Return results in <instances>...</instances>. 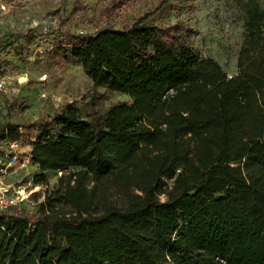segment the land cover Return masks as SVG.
<instances>
[{
	"label": "trees",
	"instance_id": "16d2710c",
	"mask_svg": "<svg viewBox=\"0 0 264 264\" xmlns=\"http://www.w3.org/2000/svg\"><path fill=\"white\" fill-rule=\"evenodd\" d=\"M239 5L232 77L181 22L63 39L94 85L131 100L87 121L71 103L54 114L57 137L32 144L33 183L62 172L36 216L0 214V264H264V10Z\"/></svg>",
	"mask_w": 264,
	"mask_h": 264
},
{
	"label": "rangeland",
	"instance_id": "374dc122",
	"mask_svg": "<svg viewBox=\"0 0 264 264\" xmlns=\"http://www.w3.org/2000/svg\"><path fill=\"white\" fill-rule=\"evenodd\" d=\"M0 0V128L17 127L16 140L0 139V184L11 194L28 196L7 212L34 217L62 171H45L47 184H34L37 166L30 158L37 138H56L51 118L71 103L80 118L131 99L124 93L96 86L81 64L59 48L70 35L121 28L142 19L160 24L181 22L202 57H211L232 77L244 37V13L239 0ZM264 10V0H258ZM4 5L5 9L1 8ZM8 154V157H7ZM17 156L12 164L11 155ZM172 179H164L166 185ZM164 201L166 196L159 195Z\"/></svg>",
	"mask_w": 264,
	"mask_h": 264
},
{
	"label": "built area",
	"instance_id": "2783aa9c",
	"mask_svg": "<svg viewBox=\"0 0 264 264\" xmlns=\"http://www.w3.org/2000/svg\"><path fill=\"white\" fill-rule=\"evenodd\" d=\"M1 8L5 9L4 5H1ZM0 87H2L1 82ZM16 158L17 156L15 154L11 155V158H9L10 164L14 163L16 161ZM22 200L23 198L21 196H18V194H11L10 185L0 184V214L7 212L11 208L17 207Z\"/></svg>",
	"mask_w": 264,
	"mask_h": 264
},
{
	"label": "bare ground",
	"instance_id": "6f19581e",
	"mask_svg": "<svg viewBox=\"0 0 264 264\" xmlns=\"http://www.w3.org/2000/svg\"><path fill=\"white\" fill-rule=\"evenodd\" d=\"M19 194H20V196H21L22 198H25V197L28 196V193H26V192L23 191V190L19 191Z\"/></svg>",
	"mask_w": 264,
	"mask_h": 264
}]
</instances>
